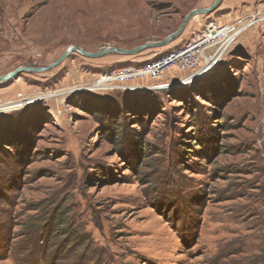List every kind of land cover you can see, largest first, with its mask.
<instances>
[{
  "label": "rangeland",
  "instance_id": "rangeland-1",
  "mask_svg": "<svg viewBox=\"0 0 264 264\" xmlns=\"http://www.w3.org/2000/svg\"><path fill=\"white\" fill-rule=\"evenodd\" d=\"M213 1L0 0V75L71 45L161 40ZM238 19L250 26L188 84L92 87ZM0 264H264V0H222L161 47L72 52L0 82Z\"/></svg>",
  "mask_w": 264,
  "mask_h": 264
},
{
  "label": "built area",
  "instance_id": "built-area-1",
  "mask_svg": "<svg viewBox=\"0 0 264 264\" xmlns=\"http://www.w3.org/2000/svg\"><path fill=\"white\" fill-rule=\"evenodd\" d=\"M219 22L207 21L206 25L198 32L184 40L171 52L156 56L143 65H128L122 69L112 70L101 74L92 81L95 89L115 90L144 87L156 88L159 85H173L169 81L148 86L147 82L142 86L133 84L135 80L147 81L161 79L170 69L181 72L178 83H189L209 70L227 49L237 40L239 35L250 25L246 22ZM135 83V82H134ZM144 85V86H143Z\"/></svg>",
  "mask_w": 264,
  "mask_h": 264
},
{
  "label": "water",
  "instance_id": "water-1",
  "mask_svg": "<svg viewBox=\"0 0 264 264\" xmlns=\"http://www.w3.org/2000/svg\"><path fill=\"white\" fill-rule=\"evenodd\" d=\"M222 0H214L209 6L204 7V8H194L191 9L183 18L182 22L180 23L179 27L174 30L173 32L169 33L166 35L163 39L158 40V41H148L142 44H139L131 49H124V48H119V47H114V46H106L103 48H100L94 52H88L82 49L79 46L76 45H71L67 47L64 52L53 62L46 66H21L15 68L13 71L0 75V82L5 81L17 74H19L22 71H29V72H42L51 69L52 67L56 66L59 64L62 60L67 58L72 52H78L86 57H92V58H97L109 53H119L123 55H132L136 54L146 48H155V47H161L169 43L172 39L176 38L178 35H180L183 30L185 29L186 25L188 24L189 20L195 16H199L202 14H207L213 12L215 9L219 7L221 4ZM169 83H176L178 82L176 78H170L168 80Z\"/></svg>",
  "mask_w": 264,
  "mask_h": 264
},
{
  "label": "crops",
  "instance_id": "crops-1",
  "mask_svg": "<svg viewBox=\"0 0 264 264\" xmlns=\"http://www.w3.org/2000/svg\"><path fill=\"white\" fill-rule=\"evenodd\" d=\"M222 20H224V19H222ZM219 22H221V21H219ZM227 22H229V21H227ZM230 22H231V21H230ZM223 23H225V21H224ZM186 39H187V38H186ZM186 39H185V40H186ZM182 42H183V41H181V43H182ZM181 43H180V44H181Z\"/></svg>",
  "mask_w": 264,
  "mask_h": 264
},
{
  "label": "bare ground",
  "instance_id": "bare-ground-1",
  "mask_svg": "<svg viewBox=\"0 0 264 264\" xmlns=\"http://www.w3.org/2000/svg\"><path fill=\"white\" fill-rule=\"evenodd\" d=\"M161 86H165V85H161ZM160 87V86H159ZM158 86L156 88H159Z\"/></svg>",
  "mask_w": 264,
  "mask_h": 264
},
{
  "label": "trees",
  "instance_id": "trees-1",
  "mask_svg": "<svg viewBox=\"0 0 264 264\" xmlns=\"http://www.w3.org/2000/svg\"><path fill=\"white\" fill-rule=\"evenodd\" d=\"M163 55V54H162ZM159 56H161V55H159ZM150 146V145H149Z\"/></svg>",
  "mask_w": 264,
  "mask_h": 264
}]
</instances>
